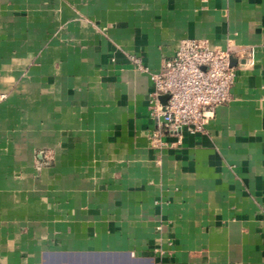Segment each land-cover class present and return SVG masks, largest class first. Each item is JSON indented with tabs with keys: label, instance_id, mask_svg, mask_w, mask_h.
<instances>
[{
	"label": "crops",
	"instance_id": "obj_1",
	"mask_svg": "<svg viewBox=\"0 0 264 264\" xmlns=\"http://www.w3.org/2000/svg\"><path fill=\"white\" fill-rule=\"evenodd\" d=\"M184 39L234 77L179 140L134 59ZM0 264H264V0H0Z\"/></svg>",
	"mask_w": 264,
	"mask_h": 264
},
{
	"label": "built area",
	"instance_id": "obj_2",
	"mask_svg": "<svg viewBox=\"0 0 264 264\" xmlns=\"http://www.w3.org/2000/svg\"><path fill=\"white\" fill-rule=\"evenodd\" d=\"M241 55L246 65L251 66L252 50H243ZM229 57L228 51L209 42L184 39L156 72L141 67L139 60L134 59L152 83L149 97L155 103L154 117L161 130L176 135L179 140L183 130L189 135L204 132L215 107L229 100L234 77ZM164 95L168 99L163 106L159 97Z\"/></svg>",
	"mask_w": 264,
	"mask_h": 264
},
{
	"label": "water",
	"instance_id": "obj_3",
	"mask_svg": "<svg viewBox=\"0 0 264 264\" xmlns=\"http://www.w3.org/2000/svg\"><path fill=\"white\" fill-rule=\"evenodd\" d=\"M229 66L231 67L232 66V63L234 62V60L231 58V57H229ZM167 99H168V96H160L159 97V101H160V103H161V105H165L166 104V101H167Z\"/></svg>",
	"mask_w": 264,
	"mask_h": 264
}]
</instances>
